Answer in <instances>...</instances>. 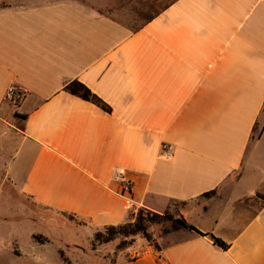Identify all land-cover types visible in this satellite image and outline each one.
Returning <instances> with one entry per match:
<instances>
[{"label": "crops", "instance_id": "obj_1", "mask_svg": "<svg viewBox=\"0 0 264 264\" xmlns=\"http://www.w3.org/2000/svg\"><path fill=\"white\" fill-rule=\"evenodd\" d=\"M89 1L0 0L1 174L85 244L139 208L200 232L179 226L115 264H264V0H168L150 15ZM73 79L110 112L65 91ZM32 243L14 264H63Z\"/></svg>", "mask_w": 264, "mask_h": 264}, {"label": "rangeland", "instance_id": "obj_2", "mask_svg": "<svg viewBox=\"0 0 264 264\" xmlns=\"http://www.w3.org/2000/svg\"><path fill=\"white\" fill-rule=\"evenodd\" d=\"M167 1L163 0V2L154 5H139L125 0L122 4L131 7L133 12H138L141 8L142 12H147L150 15ZM78 2L84 6H94L89 0H78ZM96 6L95 8L101 11L109 10L108 6ZM139 211L142 212L140 217L145 219L149 240L141 233L132 237L117 235L114 240L96 245L95 249H92L91 242L85 244L78 238H66L55 227L65 221L66 215L55 213L35 204L33 200L22 195L16 189V184L12 182L11 178L3 176L0 172V242L3 243L4 248L0 261L2 260L3 264H14L17 261L15 255L19 254V249L21 247L26 249L27 246L32 248V242L35 243L37 256L46 257L48 255L51 257L50 259L59 260L63 264H115V255L120 251H126L127 256H136L147 245L152 249H158L163 237L173 230L172 220L167 217H177H174L169 211L155 212L139 208L132 213L131 221L140 214ZM149 213H156L158 216L153 217ZM19 242L22 244L19 245ZM25 262V259H20L21 264H26Z\"/></svg>", "mask_w": 264, "mask_h": 264}, {"label": "trees", "instance_id": "obj_3", "mask_svg": "<svg viewBox=\"0 0 264 264\" xmlns=\"http://www.w3.org/2000/svg\"><path fill=\"white\" fill-rule=\"evenodd\" d=\"M63 89L72 95L78 96L86 101L92 102L93 104L97 105L98 107H100L102 110L106 112H110L111 110L110 107L101 98H99L86 85H84L82 82H80L77 79H73V80L66 82L63 85ZM139 213H140L138 215L139 217L137 216L132 221L130 219L129 221L125 223H122L119 225L105 226L103 229L96 231L93 234V237L91 240L92 249H95L96 245L108 243L114 240L117 237V235H120L123 237H128V236L132 237L134 235L141 233L147 240H149V235L146 232L145 219L140 217L142 212L139 211ZM149 214H151V216L153 217L158 216L156 213H149ZM167 218L172 220L173 229L179 226H183V227H187V228H190V229H193L199 232L194 226L187 223L183 218H172L171 216ZM149 220H153V219H149ZM211 238L214 243L220 245L221 247L225 248L227 246L226 243L216 238L215 236L211 235ZM117 248H119L118 245H117Z\"/></svg>", "mask_w": 264, "mask_h": 264}, {"label": "built area", "instance_id": "obj_4", "mask_svg": "<svg viewBox=\"0 0 264 264\" xmlns=\"http://www.w3.org/2000/svg\"><path fill=\"white\" fill-rule=\"evenodd\" d=\"M8 94L16 96L12 89L8 90ZM172 154H173V149H172L171 145L164 144L162 146V156L165 157V158H168ZM113 178L116 181L120 182V185H121L120 186V190H121L122 194L123 193H129L131 191V183H130L129 180H127L124 177V175H123V173H122V171L120 169L117 168L114 171Z\"/></svg>", "mask_w": 264, "mask_h": 264}]
</instances>
